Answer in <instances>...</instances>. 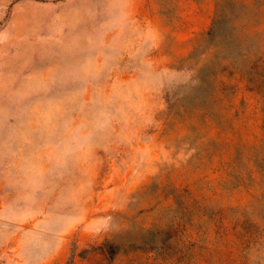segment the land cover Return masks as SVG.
Masks as SVG:
<instances>
[{
	"label": "rangeland",
	"instance_id": "rangeland-1",
	"mask_svg": "<svg viewBox=\"0 0 264 264\" xmlns=\"http://www.w3.org/2000/svg\"><path fill=\"white\" fill-rule=\"evenodd\" d=\"M0 264H264V0H0Z\"/></svg>",
	"mask_w": 264,
	"mask_h": 264
},
{
	"label": "trees",
	"instance_id": "trees-1",
	"mask_svg": "<svg viewBox=\"0 0 264 264\" xmlns=\"http://www.w3.org/2000/svg\"><path fill=\"white\" fill-rule=\"evenodd\" d=\"M213 23H215V19H214V22H213ZM212 25H213V24H212ZM212 27H213V26H212ZM211 29H212V28H211ZM211 29H210V33H211V31H212Z\"/></svg>",
	"mask_w": 264,
	"mask_h": 264
}]
</instances>
